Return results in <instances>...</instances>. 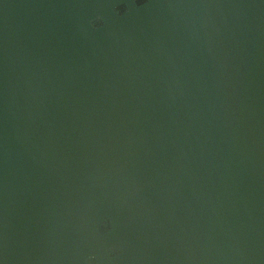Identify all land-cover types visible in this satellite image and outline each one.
Wrapping results in <instances>:
<instances>
[{
    "label": "water",
    "instance_id": "water-1",
    "mask_svg": "<svg viewBox=\"0 0 264 264\" xmlns=\"http://www.w3.org/2000/svg\"><path fill=\"white\" fill-rule=\"evenodd\" d=\"M0 264H264V0H0Z\"/></svg>",
    "mask_w": 264,
    "mask_h": 264
}]
</instances>
